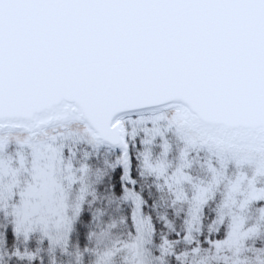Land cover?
Here are the masks:
<instances>
[{"label":"snow or ice","instance_id":"6c2138e0","mask_svg":"<svg viewBox=\"0 0 264 264\" xmlns=\"http://www.w3.org/2000/svg\"><path fill=\"white\" fill-rule=\"evenodd\" d=\"M0 264H264V0H0Z\"/></svg>","mask_w":264,"mask_h":264}]
</instances>
